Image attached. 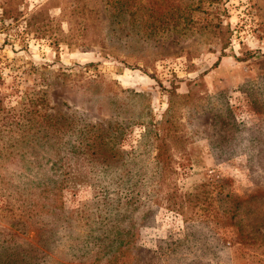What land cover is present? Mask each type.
I'll use <instances>...</instances> for the list:
<instances>
[{
  "label": "rangeland",
  "instance_id": "374dc122",
  "mask_svg": "<svg viewBox=\"0 0 264 264\" xmlns=\"http://www.w3.org/2000/svg\"><path fill=\"white\" fill-rule=\"evenodd\" d=\"M122 6L0 0V264H264V0Z\"/></svg>",
  "mask_w": 264,
  "mask_h": 264
},
{
  "label": "trees",
  "instance_id": "16d2710c",
  "mask_svg": "<svg viewBox=\"0 0 264 264\" xmlns=\"http://www.w3.org/2000/svg\"><path fill=\"white\" fill-rule=\"evenodd\" d=\"M118 2L122 3V7L127 11L131 16L134 17L136 14V10L132 9L134 5V0H108V3ZM149 17L151 18L154 14V9L149 10ZM84 146H91L89 143H84ZM105 148H101L97 156L103 162L111 159L110 156H113L114 153L107 152L105 153ZM162 154V152H161ZM117 221L114 224H107L103 232L97 237L94 236L93 240L89 241L87 251L92 252L94 256H96V260L100 261V259H104L107 264H142L147 259L146 255L142 248L137 245L135 240V227L138 224H146L148 220H146L147 216H144L139 222L137 218H131L126 215H118ZM149 218V217H147ZM91 231H95V228L92 227ZM79 251H83V245L78 249ZM10 260V259H9ZM8 260V261H9ZM26 263L28 264V260L26 259ZM11 264H19V261L12 262ZM69 264V263H67Z\"/></svg>",
  "mask_w": 264,
  "mask_h": 264
}]
</instances>
